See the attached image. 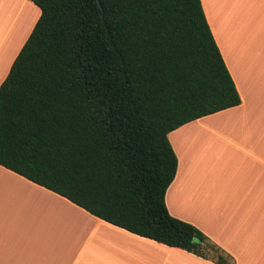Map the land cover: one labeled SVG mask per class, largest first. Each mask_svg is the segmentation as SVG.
Instances as JSON below:
<instances>
[{"label":"trees","instance_id":"16d2710c","mask_svg":"<svg viewBox=\"0 0 264 264\" xmlns=\"http://www.w3.org/2000/svg\"><path fill=\"white\" fill-rule=\"evenodd\" d=\"M29 1L39 19L0 84V166L129 233L234 264L165 203L168 134L241 103L200 0Z\"/></svg>","mask_w":264,"mask_h":264},{"label":"crops","instance_id":"0c3cea01","mask_svg":"<svg viewBox=\"0 0 264 264\" xmlns=\"http://www.w3.org/2000/svg\"><path fill=\"white\" fill-rule=\"evenodd\" d=\"M240 96L168 134L177 158L168 213L234 264H264V0H200ZM40 16L0 0V84ZM0 264H214L108 224L0 166Z\"/></svg>","mask_w":264,"mask_h":264},{"label":"water","instance_id":"95a60500","mask_svg":"<svg viewBox=\"0 0 264 264\" xmlns=\"http://www.w3.org/2000/svg\"><path fill=\"white\" fill-rule=\"evenodd\" d=\"M193 242L194 243H200L201 241H200V239L198 237H194L193 238Z\"/></svg>","mask_w":264,"mask_h":264}]
</instances>
